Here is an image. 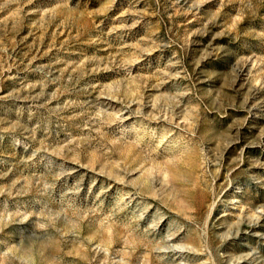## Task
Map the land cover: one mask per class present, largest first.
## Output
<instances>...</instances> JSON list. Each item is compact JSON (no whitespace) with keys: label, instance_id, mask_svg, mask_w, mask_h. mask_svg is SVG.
<instances>
[{"label":"rangeland","instance_id":"rangeland-1","mask_svg":"<svg viewBox=\"0 0 264 264\" xmlns=\"http://www.w3.org/2000/svg\"><path fill=\"white\" fill-rule=\"evenodd\" d=\"M0 264H264V0H0Z\"/></svg>","mask_w":264,"mask_h":264}]
</instances>
